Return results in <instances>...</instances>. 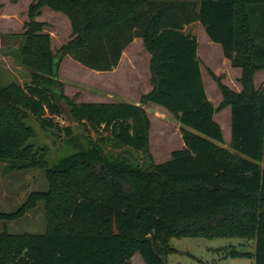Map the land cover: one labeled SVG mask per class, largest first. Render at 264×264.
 <instances>
[{
    "label": "trees",
    "instance_id": "16d2710c",
    "mask_svg": "<svg viewBox=\"0 0 264 264\" xmlns=\"http://www.w3.org/2000/svg\"><path fill=\"white\" fill-rule=\"evenodd\" d=\"M17 1V0H14ZM44 7L65 14L71 39L57 53ZM20 64L30 82L0 86V176L35 167L48 188L14 211H0V264H168L172 238H246L254 250L231 256L264 264V0H32ZM199 21L242 71L241 90L217 82L223 100L206 93L198 40L184 25ZM141 38L150 54L152 88L138 104L77 102L59 78L66 56L111 71ZM155 103L178 120L184 146L156 164L150 151ZM230 106V148L217 112ZM63 136L72 151L50 163L33 142L36 129ZM140 153V159L135 155ZM44 204L43 233H12L8 223Z\"/></svg>",
    "mask_w": 264,
    "mask_h": 264
},
{
    "label": "rangeland",
    "instance_id": "374dc122",
    "mask_svg": "<svg viewBox=\"0 0 264 264\" xmlns=\"http://www.w3.org/2000/svg\"><path fill=\"white\" fill-rule=\"evenodd\" d=\"M14 2L0 0V86L11 82L24 85L31 80V69L20 64L18 52L25 31L24 24L28 20L26 7L30 0H21L20 9H14ZM39 19L47 21L45 30L50 32L52 49L57 53L71 39L72 28L68 17L45 7ZM204 34L205 31L198 35V50L203 61L209 66H204V83L210 100L217 107L223 96L217 82L210 75L212 69L220 72L222 82L229 88L237 89L236 85L233 87V83L237 84L240 90L242 86L239 79H234V74H231L232 80H223V72L226 70L222 62L223 55L216 47L206 44ZM123 56L119 67L116 66L117 69L111 70L112 72L92 70L70 56L64 57L60 62L59 78L64 83L65 94L77 102L139 101L141 96L152 88L149 57L142 40L134 43ZM254 81L257 87L264 86V71L256 73ZM145 105L151 120L150 151L156 164L164 163L170 159L173 150L183 146L179 122L166 108L151 102ZM214 118L222 127L225 138L223 145L230 148V106L217 112ZM32 123L36 129L33 142L47 148L46 156L50 163L72 151L63 136L46 132L36 122ZM135 155L140 159V153ZM47 188L46 171L42 168L9 171L0 176V211H14L31 192L44 191ZM3 229L4 223L0 222V231ZM8 229L12 233H43L46 229L43 202L24 217L9 222ZM170 245L177 251L168 256V264H254L253 258L228 255L233 249L252 252L253 241L246 238L174 237ZM129 264H144V261L137 253Z\"/></svg>",
    "mask_w": 264,
    "mask_h": 264
},
{
    "label": "crops",
    "instance_id": "0c3cea01",
    "mask_svg": "<svg viewBox=\"0 0 264 264\" xmlns=\"http://www.w3.org/2000/svg\"><path fill=\"white\" fill-rule=\"evenodd\" d=\"M20 2H21V0H17V1H15L14 3H13V5H14V9H20L19 8V4H20ZM32 2V0H30V3ZM30 3H29V5H30ZM29 5L26 7L27 8V10H28V7H29ZM45 8V7H44ZM44 8H42V10H41V14H40V16H38L37 17V19L38 20H40V21H45V22H47L45 19H39V18H41L42 17V15H43V9ZM184 31H186V32H189V33H191L192 35H195L196 37H197V40H198V35L200 34V33H203L204 31H205V41H206V44L208 45V46H211V47H216L217 49H218V51L220 52V54L221 55H223V58H222V62H223V64L226 66V70L223 72V74L225 75V77L223 78V80L225 81H228V80H232L233 78L231 77V74H234L235 76H234V79H236V80H238L240 77H241V74H242V71H241V69L240 68H236V67H233L232 65H231V62H230V60L229 59H227L225 56H224V54H223V50H222V47H221V45L220 44H218V43H214L213 41H211L210 40V38H209V36L207 35V33H206V30H205V28H204V26L199 22V21H193V22H191V23H188V24H185L184 25V29H183ZM139 39H141V38H135L134 40H133V42L132 43H130L127 47H126V49L123 51V54L134 44V43H136L137 41H139ZM142 40V39H141ZM142 43H143V40H142ZM143 46H144V44H143ZM145 48V47H144ZM198 48H199V41H198ZM146 50V49H145ZM147 51V50H146ZM123 54H122V57H121V59H120V61H119V63H118V65H117V67H119V65L121 64V62L123 61V59H124V56H123ZM197 54H198V58H199V60H200V66H201V72H202V77H203V81H204V66L205 67H209L204 61H203V59H202V57L200 56V53H199V50L197 51ZM147 56L149 57V62H150V54L147 52ZM117 67L115 68V69H113L112 71H115L116 69H117ZM112 71H108V72H112ZM264 70H262V71H259V72H263ZM212 72H214L216 75H220V72H215L213 69H212ZM259 72H257V74H259ZM235 82V81H234ZM204 85H205V83H204ZM236 85V86H235ZM237 87V89H235L236 91H240V89H239V86L237 85V84H235V83H233V87ZM205 89H206V87H205ZM232 89H234V88H232ZM206 93H207V90H206ZM207 95H208V93H207ZM208 98L210 99V97H209V95H208ZM139 101H140V99H139ZM139 101L138 100H135L134 102V104H138L139 103ZM212 102V101H211ZM144 108L146 109V105H144ZM231 124V123H230ZM224 135V134H223ZM230 139H231V137H230ZM224 142H225V138H224ZM229 143H230V141H229ZM182 145L184 146V143L182 142ZM182 146V147H183ZM136 255L137 254H135L133 257H132V261L134 260V258L136 257ZM145 264V263H144Z\"/></svg>",
    "mask_w": 264,
    "mask_h": 264
}]
</instances>
